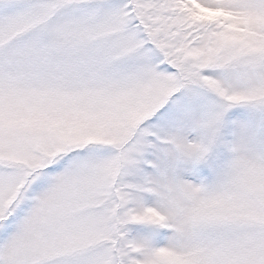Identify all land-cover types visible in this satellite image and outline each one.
I'll list each match as a JSON object with an SVG mask.
<instances>
[{
  "label": "snow or ice",
  "instance_id": "6c2138e0",
  "mask_svg": "<svg viewBox=\"0 0 264 264\" xmlns=\"http://www.w3.org/2000/svg\"><path fill=\"white\" fill-rule=\"evenodd\" d=\"M0 264H264V0H0Z\"/></svg>",
  "mask_w": 264,
  "mask_h": 264
}]
</instances>
